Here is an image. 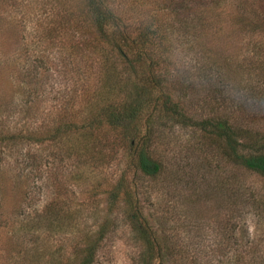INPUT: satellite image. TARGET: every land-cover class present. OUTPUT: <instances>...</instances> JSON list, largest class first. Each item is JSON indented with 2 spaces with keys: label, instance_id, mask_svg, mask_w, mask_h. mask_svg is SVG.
<instances>
[{
  "label": "rangeland",
  "instance_id": "374dc122",
  "mask_svg": "<svg viewBox=\"0 0 264 264\" xmlns=\"http://www.w3.org/2000/svg\"><path fill=\"white\" fill-rule=\"evenodd\" d=\"M113 2L129 13L126 18L151 20L161 26L160 38L165 43L161 59L168 70L176 61L183 66L180 79L169 75L167 85L188 114L196 119L218 109L232 119L238 115L253 128L264 127V76L261 80L257 75L256 62L264 56V0ZM74 5V0H0V99H12L7 102L15 112L11 118L24 116L16 113L19 107H31L35 115L39 108L38 118L25 114L21 123L39 122L55 105L67 103L66 113L81 121L94 87L97 92L103 88L104 68L111 60L103 66L99 32L89 19L74 14ZM194 8L197 10L193 12ZM198 9L210 15V25L200 26L190 20L199 19L195 15ZM183 19H187L184 25ZM54 48L63 53H56ZM20 72H27L23 83L17 77ZM120 74L127 76L123 70ZM178 81H182L181 88ZM200 104L201 111L197 107ZM163 123L166 125L160 123L154 133L152 156L162 163V171L154 178L133 170L124 151L127 143L121 147L118 134L112 130L101 132L112 142L104 147L102 166H83L79 156L67 157L70 136L55 144L46 140L40 145H21L15 152H19L16 162L1 161L0 165L17 164L29 178L14 181L0 171V264H8L7 256L14 245L30 246L36 237L18 234L17 230L14 233L11 228L20 220V216L14 217L17 210H27L25 191L29 211L41 210L45 202L55 198L53 202L78 219L80 232L108 214L105 191L122 172L142 214L165 238L163 244L171 249L190 247L195 253L190 255L194 262L189 264H264V178L236 171L218 148L202 140L201 129ZM34 154L42 158L36 169L29 157ZM52 155L57 159L51 169ZM76 172H80L79 177ZM124 210L120 203L111 211L110 230L101 243L97 264H138L141 244L134 238ZM58 239L52 238L54 247ZM68 242L70 252L73 241ZM164 260L173 264L171 258Z\"/></svg>",
  "mask_w": 264,
  "mask_h": 264
},
{
  "label": "trees",
  "instance_id": "16d2710c",
  "mask_svg": "<svg viewBox=\"0 0 264 264\" xmlns=\"http://www.w3.org/2000/svg\"><path fill=\"white\" fill-rule=\"evenodd\" d=\"M74 4V10L71 9L70 13L75 11V15L81 16L84 20L89 19V23L91 22L99 32L97 40H100L104 46L103 66L111 60L109 66L104 68L101 85L103 88L97 92L94 87L91 99L86 102L88 110L85 111L81 121H76L77 118H72L66 113L67 103H65L55 105L39 122L24 120L21 123L25 114L35 115V110L31 107L23 108V106L17 108L16 113L24 115L18 117L19 120H17L18 118H11L15 116V112L13 107H8L7 103L12 99H0V162L5 159H8L7 163L10 160L16 162L19 159L17 157L19 152L17 154L15 152L20 150L21 145L30 147L40 145L46 140L55 144L62 137L70 136L71 142L65 153L67 157L79 156L84 162L83 166H102L105 164L102 159L104 147L111 142L110 139L106 141L103 134L105 131L112 130L118 134L121 147L125 145L124 142L127 143L124 151L130 158L133 170L142 176L154 178L162 171L161 161L152 156L154 133L157 125L160 123L166 125L163 122L170 121L173 125L194 126L201 129L202 140L212 145L213 149L218 148L220 155L232 164L236 171H248L264 178V127L253 128V125H248V121H240L238 115L232 119L233 117H229L218 109H212L195 119L186 112L182 103L174 100L167 80L169 75L177 76L183 66L181 62L176 61L173 64V71L168 70L167 63L161 59L165 51L163 49L165 43H163L164 39L160 38V32H162L160 25L151 20L126 18V16L129 17V13L122 11L113 0H74ZM190 7L188 6L187 13L192 11ZM195 10L197 9L194 8L193 12ZM204 11L205 9H198L195 15L199 19L190 20L196 24L199 22L200 26L208 25L211 22V19H207L210 15L205 14ZM202 17L204 19H201ZM183 20L184 25L187 19ZM168 24L169 22L164 23L165 26ZM51 28L58 29V27L57 29L56 27ZM51 28L46 27L47 30ZM193 28L192 33L195 32ZM55 50L58 54L63 53L60 48ZM263 58L264 56H261L256 59L258 62L257 75L261 77V80L264 76ZM116 64L120 65V68H116ZM122 70L127 73V76L120 74ZM17 74L20 82L23 83L27 72ZM176 78L180 79L179 75ZM181 82H176L177 87L181 86ZM93 86L96 85L93 83ZM20 90H24L21 85ZM217 100L218 98L214 101ZM197 107L201 111L203 104ZM38 109H36V118H38ZM60 112H64L63 115L59 116ZM67 115L68 118H66ZM101 132H103L102 135ZM52 156L51 169L57 159L55 155ZM63 156L61 158L64 159ZM29 157H31L32 168L41 163V157L35 154ZM79 158L77 161L80 160ZM37 167L39 169V166ZM18 169L17 164L0 165V171L8 174L11 180L28 181L29 175L21 173ZM40 173L42 174L41 171ZM79 173L76 172V176L79 177ZM124 173L122 172L117 182L105 191V209L108 214L105 213L103 217L99 216L94 224L92 223L80 232L78 219L69 215L66 212L67 209L59 207L57 202H53L55 198L45 202L41 210L29 211L25 191L26 204L24 207L27 210L25 211L23 207L17 210L14 217L20 216V220L11 228L14 233L17 230L18 234L30 233L36 237L30 246L26 243L14 245L11 248V255L7 256V263L97 264L101 243L110 230V213L120 203H123L126 220L134 233L133 236L141 244L137 256L138 264H165L164 259L168 258L173 259V264H189L192 261L189 258L190 255L195 253L190 247L171 249L170 246L163 244L165 238L160 236L148 217L142 214L130 182H125L128 180ZM53 237L60 238L56 247L53 246ZM71 240L73 242L70 244L71 251L69 252L68 241ZM235 241L237 242V239ZM236 254L239 260L241 251Z\"/></svg>",
  "mask_w": 264,
  "mask_h": 264
}]
</instances>
